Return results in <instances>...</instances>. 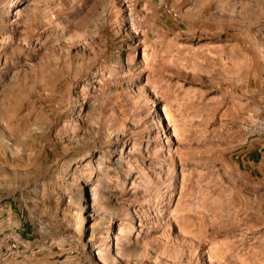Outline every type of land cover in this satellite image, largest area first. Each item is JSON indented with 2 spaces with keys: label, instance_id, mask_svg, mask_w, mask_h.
<instances>
[{
  "label": "rangeland",
  "instance_id": "rangeland-1",
  "mask_svg": "<svg viewBox=\"0 0 264 264\" xmlns=\"http://www.w3.org/2000/svg\"><path fill=\"white\" fill-rule=\"evenodd\" d=\"M263 77L264 0H0V264H264Z\"/></svg>",
  "mask_w": 264,
  "mask_h": 264
},
{
  "label": "crops",
  "instance_id": "crops-1",
  "mask_svg": "<svg viewBox=\"0 0 264 264\" xmlns=\"http://www.w3.org/2000/svg\"><path fill=\"white\" fill-rule=\"evenodd\" d=\"M262 90L264 89V77L262 79ZM263 100H264V90H263ZM256 117L264 116V105L261 109L256 112ZM247 164L255 171L261 178L264 179V134L259 137H254L250 140L247 148Z\"/></svg>",
  "mask_w": 264,
  "mask_h": 264
},
{
  "label": "built area",
  "instance_id": "built-area-1",
  "mask_svg": "<svg viewBox=\"0 0 264 264\" xmlns=\"http://www.w3.org/2000/svg\"><path fill=\"white\" fill-rule=\"evenodd\" d=\"M248 129H250L252 133H263L264 132V117L255 121L254 125H251L250 128Z\"/></svg>",
  "mask_w": 264,
  "mask_h": 264
},
{
  "label": "bare ground",
  "instance_id": "bare-ground-1",
  "mask_svg": "<svg viewBox=\"0 0 264 264\" xmlns=\"http://www.w3.org/2000/svg\"><path fill=\"white\" fill-rule=\"evenodd\" d=\"M116 19H117V17H116Z\"/></svg>",
  "mask_w": 264,
  "mask_h": 264
}]
</instances>
